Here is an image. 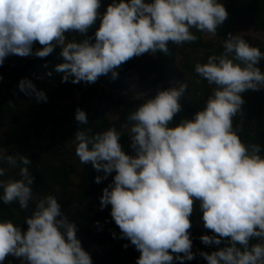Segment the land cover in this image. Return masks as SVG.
<instances>
[{
	"label": "clouds",
	"instance_id": "clouds-1",
	"mask_svg": "<svg viewBox=\"0 0 264 264\" xmlns=\"http://www.w3.org/2000/svg\"><path fill=\"white\" fill-rule=\"evenodd\" d=\"M100 8L101 0H0V65L9 55L44 58L59 47L63 62L55 72L62 74V82L71 78L73 84H94L109 73L117 78L116 69L134 57L169 55L170 42H194L192 29L215 36L228 18L220 0H112L103 13ZM97 20L94 36L87 35ZM70 32L84 38L68 40ZM37 42L43 47L33 51ZM262 59L259 47L228 34L222 53L195 65L198 76L214 87L192 119L169 126L182 109L184 83L158 90L127 116L130 123L124 127L134 155L123 150L115 127L76 132L80 163L104 173L95 182L116 173L103 189L100 206L111 205L121 238L140 252L136 264H172L174 259L183 264L195 258L189 230L197 201L203 227L213 233L202 235L201 242L210 246L227 241L217 251L199 253L207 264H264V157L261 146L246 145L233 126L245 102L241 94L264 89L258 66ZM18 88L37 103L47 102L46 93L27 78ZM75 119L88 123L80 108ZM0 163L19 168L18 179H0V200L18 202L22 210L35 203L24 219L26 231L10 219L0 221V264L9 256L20 264H92L76 224L61 211L60 197L33 196L31 160L0 149ZM7 172L0 167V177ZM254 239L258 242L251 243Z\"/></svg>",
	"mask_w": 264,
	"mask_h": 264
},
{
	"label": "trees",
	"instance_id": "trees-1",
	"mask_svg": "<svg viewBox=\"0 0 264 264\" xmlns=\"http://www.w3.org/2000/svg\"><path fill=\"white\" fill-rule=\"evenodd\" d=\"M112 0H101L99 11L103 13ZM151 2V0H146ZM224 4L228 18L217 28L216 36L224 38L219 44L217 41H204L201 33L193 32L197 39L183 45L168 44L169 55L157 52L152 60L135 63L134 59L123 63L116 71L118 77L111 78V73L100 76L94 84L80 82L79 84L62 82V74L55 72V66L63 62L59 55L61 49L56 47L52 54L44 58L35 55L20 57L9 55L0 65V149H6V155H13L15 148L29 146L33 139H42L48 132L50 144L47 148L48 157L32 154L28 157L31 164L29 171L34 177L32 185L33 196L43 197L54 194L59 197L69 192L73 186V179L77 173V165L74 158L77 157L75 149L65 148L67 139L76 132L90 127L94 133L103 132L110 127H115L121 132L120 143L126 154L134 155L130 147L129 130L124 125L130 122L127 116L134 112L142 103L136 100H128L125 94L128 90L127 81L137 77L139 88L150 97L155 96L158 90L170 88L174 78H179L188 83L184 97L181 99L182 109L177 113L170 127H175L181 119H192L196 112L200 111L211 94L212 87L205 80L198 76V81L184 80L185 76L177 69L178 59L181 57L182 68L192 70L184 49H203L206 63L210 55H219L223 52V43L231 33V25L237 24L243 29H252L254 32L264 31V0H220ZM100 21L89 29L87 35L94 36ZM243 37L250 45L257 46L264 52V43H254L251 38ZM77 41L83 39L79 33L75 37ZM38 42L33 44V51L42 48ZM264 72V59L258 65ZM51 72V75L48 73ZM197 76V74H196ZM27 78L35 84L38 90H43L47 95V102L37 103L35 97L30 98L18 88L19 81ZM244 99L241 112L233 118L234 128L239 129V136L246 144H259L261 155L264 157V89L259 91L248 90L241 94ZM95 101L96 106L91 101ZM68 101L65 104L62 102ZM11 102L15 107H10ZM80 108L87 114L88 123L81 124L75 119L76 109ZM114 108L117 118L112 120L108 113ZM0 167L8 168L6 179L16 176L15 168L0 163ZM19 169V168H18ZM115 171L102 179L98 184L95 182L97 176H104L103 171L97 172L91 164H83L81 178L82 182L77 192L72 197V203L79 204L74 209L69 221L77 226V238L92 259V264H136L140 252L134 245H118L110 247V237L121 234L119 227L111 216V205H108L104 212L99 211L100 197L103 189L108 187L114 179ZM3 189L0 188V196ZM35 209V203L31 202L27 209L22 210L18 202L5 204L0 200V221L12 220L15 224L21 225L27 230L24 220L30 216ZM65 215V210L61 206ZM199 221L202 235H213L210 230L203 227L202 212L199 210V202H195L193 214ZM112 232L105 235L108 230ZM258 242L254 239L251 243ZM227 241L222 240L220 245H206V248L198 249L192 245V252L195 254V264H207V261L199 254L200 252L217 251L226 245ZM174 256L176 254H173ZM4 264H19L14 257H7ZM172 264H180L174 259ZM183 264H187L185 261Z\"/></svg>",
	"mask_w": 264,
	"mask_h": 264
},
{
	"label": "rangeland",
	"instance_id": "rangeland-1",
	"mask_svg": "<svg viewBox=\"0 0 264 264\" xmlns=\"http://www.w3.org/2000/svg\"><path fill=\"white\" fill-rule=\"evenodd\" d=\"M231 29V34L233 35H240V36H246L251 38V40L254 43H259V44H263L264 43V31L261 32H254L252 29H243L241 26L237 25V24H233L230 27ZM193 32L197 31L195 29H192ZM199 32V31H197ZM201 33L202 39L204 41H209V40H216L217 43L219 44L221 41L224 40V38H218L216 35L212 36L209 33H203V32H199ZM77 32H70V33H66V37L68 38V40H72L73 37L77 36ZM184 53L187 55L188 57V62L190 65H192V70L186 69V68H182V64L183 61L181 59V57H179L178 59V66L177 69L181 72V74H183L185 76L184 80L186 82L187 81H198V74L195 72V65L197 63H202L203 62V58H204V50L203 49H196V50H192V49H184ZM154 58V56L151 53H145L142 54L138 57H134V61L135 63H141V62H145L148 60H152ZM197 74V76H196ZM183 81L179 78H174L171 82V87L173 86H177L180 83H182ZM187 84L188 83H184ZM127 85H128V90L125 94V98L128 100H136L139 101L141 103H144L145 100L150 97L147 93H143L140 88H139V84H138V80L137 77L127 81ZM68 101L62 102L61 104H65ZM93 103L94 106H96V102L95 101H91ZM108 116L110 119L115 120L117 118V112L116 109L112 108L110 110V112L108 113ZM75 134L72 137H69L67 139L65 148L72 150L73 148H76L77 142L74 139ZM50 144V135L49 132L48 134L42 138V139H33L31 141V144L29 146H24V147H19V148H15L13 150V155H16L17 153L26 157H30L32 154H36L38 156H43V157H48V146ZM4 153H6V149H3ZM74 163L77 165V173L74 176L73 179V186L71 188V190L69 192H67L66 194H62V196L59 199V203L60 205L64 208L65 210V216L69 217L72 215V212L74 209L79 207V204L77 203H72L71 199L74 196V194L77 192L78 188L81 185L82 182V178H81V172H82V167L83 164L80 163L79 158L75 157L74 158ZM15 171L17 172L16 176H18L19 173V169L15 168ZM41 198V197H38ZM37 198V199H38ZM110 205V204H109ZM107 207V206H106ZM106 207H104L103 209H101V206H99V211L100 212H104ZM191 223H192V227L189 230L190 231V238L193 241V246H195L198 249H202V248H206V245H204L201 240L200 237L202 236V232L200 230V224L199 221L196 219V217L194 215H192L190 217ZM105 235H110L112 234V232L110 231V229L104 233ZM110 237V241H109V245L110 247L114 248L118 245H122V244H130L131 242L130 240H128L127 238H121V234H115L114 236H109ZM182 255V254H181ZM18 260V259H17ZM19 264L20 261L18 260ZM185 262L187 264H195L196 263V257L191 260H185ZM103 264V263H102Z\"/></svg>",
	"mask_w": 264,
	"mask_h": 264
}]
</instances>
